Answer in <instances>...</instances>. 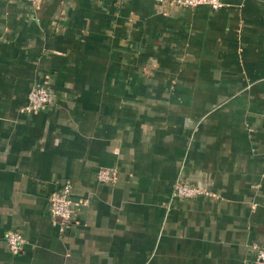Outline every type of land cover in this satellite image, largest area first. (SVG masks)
Listing matches in <instances>:
<instances>
[{
  "label": "crops",
  "instance_id": "1",
  "mask_svg": "<svg viewBox=\"0 0 264 264\" xmlns=\"http://www.w3.org/2000/svg\"><path fill=\"white\" fill-rule=\"evenodd\" d=\"M223 2L0 0V264H257L264 0ZM179 179L212 195L171 199ZM66 183L88 204L63 224Z\"/></svg>",
  "mask_w": 264,
  "mask_h": 264
},
{
  "label": "built area",
  "instance_id": "2",
  "mask_svg": "<svg viewBox=\"0 0 264 264\" xmlns=\"http://www.w3.org/2000/svg\"><path fill=\"white\" fill-rule=\"evenodd\" d=\"M35 6H39L42 0H28ZM163 2H172L185 7L209 6L213 10L222 8L225 3L223 0H161ZM51 102L49 89L44 85H37L28 94V104L24 108L27 113L35 112ZM117 169L115 167H104L98 171L97 179L101 183H111L116 179ZM72 185L64 184L58 190L54 191L49 198V208L52 217L63 224L72 222L78 214L81 206L88 204V199L74 201L71 197ZM209 191L200 188L197 185L188 183L179 179L173 186L171 199H191L199 196H210ZM9 250L18 253L23 248L25 242L24 235L19 231H10L6 237ZM252 249L256 255V263L264 264V244L253 243Z\"/></svg>",
  "mask_w": 264,
  "mask_h": 264
}]
</instances>
